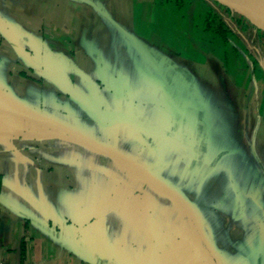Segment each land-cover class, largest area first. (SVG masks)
Here are the masks:
<instances>
[{
    "label": "crops",
    "instance_id": "crops-1",
    "mask_svg": "<svg viewBox=\"0 0 264 264\" xmlns=\"http://www.w3.org/2000/svg\"><path fill=\"white\" fill-rule=\"evenodd\" d=\"M209 6L0 0V264H264V61Z\"/></svg>",
    "mask_w": 264,
    "mask_h": 264
},
{
    "label": "rangeland",
    "instance_id": "rangeland-1",
    "mask_svg": "<svg viewBox=\"0 0 264 264\" xmlns=\"http://www.w3.org/2000/svg\"><path fill=\"white\" fill-rule=\"evenodd\" d=\"M238 35L247 48L264 61V29L246 15L219 0H203Z\"/></svg>",
    "mask_w": 264,
    "mask_h": 264
},
{
    "label": "trees",
    "instance_id": "trees-1",
    "mask_svg": "<svg viewBox=\"0 0 264 264\" xmlns=\"http://www.w3.org/2000/svg\"><path fill=\"white\" fill-rule=\"evenodd\" d=\"M177 4L178 7L183 6L186 0H173ZM207 26L209 28L215 29L216 32L220 33L223 37H227L228 32L232 31V29L226 24L223 20H221L220 16L216 14L212 6H209L207 12Z\"/></svg>",
    "mask_w": 264,
    "mask_h": 264
},
{
    "label": "bare ground",
    "instance_id": "bare-ground-1",
    "mask_svg": "<svg viewBox=\"0 0 264 264\" xmlns=\"http://www.w3.org/2000/svg\"><path fill=\"white\" fill-rule=\"evenodd\" d=\"M234 6L238 10L245 7L248 10L256 12L264 19V0H223Z\"/></svg>",
    "mask_w": 264,
    "mask_h": 264
},
{
    "label": "water",
    "instance_id": "water-1",
    "mask_svg": "<svg viewBox=\"0 0 264 264\" xmlns=\"http://www.w3.org/2000/svg\"><path fill=\"white\" fill-rule=\"evenodd\" d=\"M229 6H232L226 2H224L223 0H219ZM234 7V6H232ZM235 8V7H234ZM237 9V8H235ZM238 10V9H237ZM238 11H240L241 13H243L244 15H246L248 18H250L253 22H255L259 27H261L262 29H264V19L262 18V16L258 15L256 12L251 11L246 9L245 7H242L241 9H239ZM163 187L165 189H167L170 192H174L176 194V196H178L180 199L185 201V197H181L179 196V194H177L174 190H172L168 185H166L165 183L162 184Z\"/></svg>",
    "mask_w": 264,
    "mask_h": 264
}]
</instances>
